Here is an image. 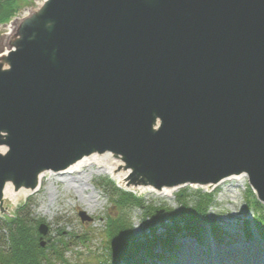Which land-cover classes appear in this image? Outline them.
I'll list each match as a JSON object with an SVG mask.
<instances>
[{"label": "water", "instance_id": "1", "mask_svg": "<svg viewBox=\"0 0 264 264\" xmlns=\"http://www.w3.org/2000/svg\"><path fill=\"white\" fill-rule=\"evenodd\" d=\"M104 155L124 190L246 176L264 205V0H41L14 17L0 50V214L7 187L33 193Z\"/></svg>", "mask_w": 264, "mask_h": 264}, {"label": "rangeland", "instance_id": "2", "mask_svg": "<svg viewBox=\"0 0 264 264\" xmlns=\"http://www.w3.org/2000/svg\"><path fill=\"white\" fill-rule=\"evenodd\" d=\"M40 1L31 0L14 17L23 15L27 9L36 6ZM11 20L0 24V50ZM115 162L116 160L113 159L112 163L115 164ZM98 169L97 164H92L71 173H46L39 190L33 193L21 191L13 199L10 207L12 218H16V214L23 211L35 220L43 221L44 219L43 224L46 223L49 226L47 235L43 237L44 242L59 239L58 233L62 230L67 239H71V243L68 245L71 250L66 254L67 259L72 264H96V257L103 256L105 253L108 254L103 247L106 242L104 240L106 238L105 226L110 217L117 215V208L112 205L110 195L103 186L104 182L111 178L112 172H98ZM248 186V178L242 176L237 179L226 180L215 188V200L209 210V215L213 217L218 227L215 231L217 238L206 233L202 245H195V251L200 257H202V251L209 252L210 257L213 250L232 248L234 243L233 240L229 239L232 235L238 239L237 243L243 246L247 245L248 248H257V251L264 257V239L253 224L256 212L252 209L246 213ZM185 187L166 189L163 192L143 188L136 195L145 200L147 205L152 204L154 207H161L159 212L162 213L165 212V208H179L177 197ZM186 188L189 193L195 192L197 189L207 191L206 188L200 186H187ZM253 196L257 198L254 192ZM127 214L134 225L136 235L144 236L149 233L146 229L143 209L132 208L127 211ZM81 215L84 216V219ZM248 220L251 221L250 226L252 228L250 235L244 232ZM157 230V234H163L166 231V226L158 224ZM82 237H85L84 242ZM187 240L189 241V239L180 241L179 251L181 248L194 243L191 240V242H186ZM168 249L156 246V250L165 255L174 251V249ZM183 258L181 257L180 260ZM161 263L160 261L156 263L149 261L147 264ZM116 264L129 263L119 262Z\"/></svg>", "mask_w": 264, "mask_h": 264}, {"label": "trees", "instance_id": "3", "mask_svg": "<svg viewBox=\"0 0 264 264\" xmlns=\"http://www.w3.org/2000/svg\"><path fill=\"white\" fill-rule=\"evenodd\" d=\"M30 1L0 0V24L13 19ZM103 186L110 195L112 205L117 208V215L110 217L106 223L104 246L111 256L97 257L98 264H114L120 261L142 264L145 257L155 260L158 255L156 244L159 240L169 244L171 236L176 233L185 232L200 237L210 230L215 232L218 229L215 220L209 215L215 192L197 189L189 193L185 188L177 197L179 208H165V212L161 213V207L147 205L136 193L117 187L111 178ZM247 189L248 210L253 209L256 212L255 226L264 238V206L253 196V191L249 187ZM136 207L143 209L146 229L149 231L144 236L135 234L134 225L127 214V211ZM43 221L35 220L23 211L16 214V218H0V264H72L66 257L71 250L68 246L71 239H67L64 231H59V239L47 241L45 247L42 245L43 236L39 232V225ZM158 224L166 226L163 234H157ZM82 241H85V237H82Z\"/></svg>", "mask_w": 264, "mask_h": 264}, {"label": "bare ground", "instance_id": "4", "mask_svg": "<svg viewBox=\"0 0 264 264\" xmlns=\"http://www.w3.org/2000/svg\"><path fill=\"white\" fill-rule=\"evenodd\" d=\"M110 155H104V156H93L89 159H86L85 161L80 162L75 167L71 168L69 171H66L64 173H71L74 170H81L84 166L89 165H95L97 164L99 169L98 172H112L114 169L115 164L112 163V160ZM44 176V175H43ZM240 178V177H239ZM235 179V178H234ZM43 181V179H42ZM42 185V184H41ZM6 193L8 196H11L12 198H15L18 195H14L11 192V189L7 187ZM14 195V196H13ZM229 239L233 240L232 242V248L230 249H217L213 250L212 257L210 259L208 258H191L190 256L186 257L183 255V259L180 260L178 264H264V257L262 256L259 251H257V248L255 247H249L243 246L239 243H237L236 236H231ZM246 249H245V248ZM194 248V247H193ZM196 249V248H195ZM168 264V263H167Z\"/></svg>", "mask_w": 264, "mask_h": 264}]
</instances>
